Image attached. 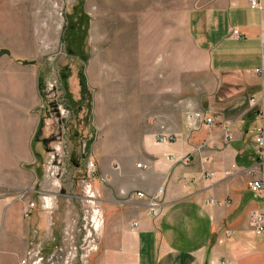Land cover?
Masks as SVG:
<instances>
[{
    "label": "rangeland",
    "instance_id": "rangeland-1",
    "mask_svg": "<svg viewBox=\"0 0 264 264\" xmlns=\"http://www.w3.org/2000/svg\"><path fill=\"white\" fill-rule=\"evenodd\" d=\"M203 1L0 0V130L15 121L5 113L11 86L5 66L31 84L37 78L33 115L41 124L33 149L43 150L37 162L43 176L35 183V163L26 158L15 164L13 158L10 171L0 165V226L7 220L26 240L24 250L1 251L0 264H139L135 237L126 227L112 228L95 186L98 172L89 177L86 165L113 138L121 142L150 126L158 131L168 116L199 108L202 81L213 78L188 20ZM83 14L88 22L76 55L65 37Z\"/></svg>",
    "mask_w": 264,
    "mask_h": 264
},
{
    "label": "crops",
    "instance_id": "crops-1",
    "mask_svg": "<svg viewBox=\"0 0 264 264\" xmlns=\"http://www.w3.org/2000/svg\"><path fill=\"white\" fill-rule=\"evenodd\" d=\"M261 6L253 9L248 0H205L193 9L189 33L213 78L202 81L205 91L199 108L173 120L168 116L158 131L150 126L147 133L145 127L143 132L132 130L121 142L113 138L103 154H92L98 168L95 186L105 196L112 228L126 227L135 237L139 264H220L226 258L234 264H264V237L254 232L249 219L251 212L264 210V203L249 191L245 175L257 163L258 112L264 119V0ZM234 28L243 37L232 36ZM3 69L11 84L9 94H4L5 113L15 114V121L0 130L1 170L10 171L13 158L14 164L26 158L25 163L36 164L30 179L35 183L43 176L37 163L43 150L33 149L41 124L39 113L33 115L39 101L37 78L31 84L26 74ZM193 111L204 112L214 123L190 129L187 114ZM165 134L175 140L158 142L157 136ZM170 154L178 159L188 155V163L173 164ZM158 189L161 209L154 217L137 193ZM133 222L138 226L132 227ZM24 236L4 219L0 252L24 250Z\"/></svg>",
    "mask_w": 264,
    "mask_h": 264
},
{
    "label": "built area",
    "instance_id": "built-area-1",
    "mask_svg": "<svg viewBox=\"0 0 264 264\" xmlns=\"http://www.w3.org/2000/svg\"><path fill=\"white\" fill-rule=\"evenodd\" d=\"M249 6L253 9H261V0H248ZM232 36H236L238 38L243 37L241 35L239 29L234 28L231 32ZM261 48H262V61H264V29L261 33ZM256 72H262V69H256ZM254 101V99H252ZM257 116H259L261 122L259 126L256 128L255 131V148H256V154H257V163L252 166L251 168L247 169L245 171V175L248 177V189L249 191L253 192L257 197H259L263 203H264V119L261 114V112H258ZM187 122H189L190 129L198 127L200 124L205 126H211L214 121L213 118L209 115H206L204 112L201 111H193L189 112L187 114ZM231 138V136H229ZM175 138L173 136H170L169 134H165L162 136H157V141L161 143L165 142H171L174 141ZM168 160L175 163H188V155H185L183 157H176L173 154H170L168 157ZM206 159V161H208ZM138 167H141V164H137ZM87 171L88 176L95 178L97 174L98 168L96 167V164L93 161L87 162ZM145 167V166H144ZM213 172H209L208 176H212ZM103 181V179H101ZM162 189H158L151 194H145L143 192H138V196L141 198H144L146 200V208L148 209V212L154 217H156L160 213V206H161V197H162ZM18 198L24 199L26 195V191L20 192L17 194ZM93 196V194L91 195ZM210 202L212 204H216L217 201L215 199H211ZM35 207V202H31L28 204L27 207H25V211L29 214L31 213L32 209ZM250 224L252 228L254 229V232L260 236L264 237V210L263 211H253L249 215ZM132 227H137L138 223L133 222L131 224ZM264 262V260H263ZM220 264H234L229 259H221L219 261ZM21 264H26L25 262Z\"/></svg>",
    "mask_w": 264,
    "mask_h": 264
},
{
    "label": "trees",
    "instance_id": "trees-1",
    "mask_svg": "<svg viewBox=\"0 0 264 264\" xmlns=\"http://www.w3.org/2000/svg\"><path fill=\"white\" fill-rule=\"evenodd\" d=\"M88 22V17L86 14H83L76 25H71L70 29L66 33V43L68 46V52H71L72 54H79L80 51L78 49L81 47L80 44L82 42V36L81 31L85 24ZM68 73L64 74L63 79L67 78ZM62 83H64L65 87L67 86V83L62 80Z\"/></svg>",
    "mask_w": 264,
    "mask_h": 264
},
{
    "label": "bare ground",
    "instance_id": "bare-ground-1",
    "mask_svg": "<svg viewBox=\"0 0 264 264\" xmlns=\"http://www.w3.org/2000/svg\"><path fill=\"white\" fill-rule=\"evenodd\" d=\"M91 198H94V196H91Z\"/></svg>",
    "mask_w": 264,
    "mask_h": 264
}]
</instances>
